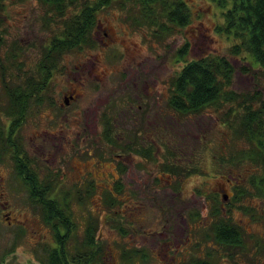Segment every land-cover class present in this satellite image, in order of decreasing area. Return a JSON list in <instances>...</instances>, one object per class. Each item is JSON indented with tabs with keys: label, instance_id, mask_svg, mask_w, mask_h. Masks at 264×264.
<instances>
[{
	"label": "rangeland",
	"instance_id": "obj_1",
	"mask_svg": "<svg viewBox=\"0 0 264 264\" xmlns=\"http://www.w3.org/2000/svg\"><path fill=\"white\" fill-rule=\"evenodd\" d=\"M181 1L189 12V21L182 27L167 21L160 3L151 5L158 25L150 24L153 15L147 18V10L137 0L125 1L124 6H121V2H116L97 13L96 26L99 27L100 36L102 37V31L106 27H110L116 33L117 41H125L134 57L123 55L120 45L113 47L118 53L114 60H107L98 49L89 51L83 48L66 53L61 66L54 71L50 84V113L34 108L33 114L30 113L26 124L20 130V134L26 137L38 126L37 129L46 131L48 138L51 135L52 144L55 142L54 137L60 139L57 131L64 132V137L60 140V152L54 161L51 158L46 164L43 163V173L48 174L49 179L54 181L60 179L55 171L65 173L60 184L59 181L55 182L58 183L56 189L58 192H68L71 197V201H68L75 220L74 225L77 224L78 240L83 238L86 222L95 221L94 237L104 248L101 260L95 264H187L195 259H207L208 254L212 264H264V200L245 195L240 198V202H232L227 207V216L240 224L244 245L236 248L217 243L206 224L208 220L205 217L211 206H206L207 210H204L206 198L203 195L213 186V181L202 183L201 176L195 174L177 184V179L166 176L163 172L161 175L158 170L157 183H145L134 178L131 179L133 182H128L125 177L121 184V193H117L115 188L118 184L108 178L110 174L115 177L117 172L112 162L115 153L113 147H108L101 139L94 141L95 132L100 134L102 113H113V117L122 125V119L117 117L116 112L120 106L116 104L123 103L126 97L132 96L134 84L141 90L142 81L149 82L156 78L157 84L151 81L149 86L153 92H158L155 95L158 96L164 114H172L176 118L175 123L171 120V123L163 125L164 128L171 126L178 129H197L194 136L199 132L204 136L202 145L195 148L197 155L202 156L203 145H210V153L214 157H219V151H222L226 160L247 149V142L243 138L234 137L233 129L226 125L224 116L230 110L240 112L243 106L241 100L231 103L221 101L220 104L206 106L196 114L186 115L173 112L166 105L168 97L172 95V83L184 64L175 63L179 60L176 59V54L186 44L187 61L206 56L225 57L236 70L230 87L232 92L249 96L258 94L264 99V73L258 72L256 78L252 74L240 73L239 69L245 65L242 58L246 54L231 55L230 48L237 41L225 35V32H217L218 27H226L224 13L228 7L221 8L212 0ZM3 4V10L0 11V21L3 23L0 26L3 39L0 60L4 64L7 60L8 65L11 62L22 63L26 70L32 68L38 60L43 43L58 34L60 26L45 23L44 17L48 8L38 0H4ZM161 25L169 27L170 32L163 33L158 38ZM96 54L99 55V61L93 67L92 57ZM12 57L15 58L14 61ZM247 62L257 68L251 56L247 57ZM102 72H106L107 77H103ZM96 77L100 80L96 81ZM69 87L76 88L78 96L69 106L62 108L60 104L63 102V93ZM238 103H241L240 106ZM76 132L83 138L82 146L76 143ZM51 150L54 152L55 148ZM89 153L93 154L94 161H99L98 167L94 166L96 163L91 160ZM204 162L201 170L214 165L213 162L208 163V160ZM160 163L159 159V169ZM77 164L94 171L96 182L93 184L92 193L87 183L77 179ZM224 164V174L228 173L243 180L258 172L254 171L250 163ZM46 166H50L48 170ZM129 170L137 175L136 168ZM153 171H156L153 167L146 168L141 174L142 178L149 175V172L154 175ZM220 183L224 184L223 178ZM223 188L230 193L227 184ZM20 191L22 192L21 189ZM79 195L82 199L80 202ZM171 196L175 198L173 201ZM109 199L113 204L106 203ZM2 200H7L8 207L11 204L10 209L30 207L27 200L25 207L20 206L24 203L23 197L20 199L6 195ZM158 204L163 207L164 212ZM214 205L217 207V202ZM190 214L197 216L191 220L188 218ZM9 216L11 219L14 217L13 214ZM166 230L169 235L174 234L179 242L190 239L187 241V248H184V244L178 249L173 244L164 248L165 240L159 233ZM11 232L9 227L0 223V247L5 244L9 247L6 242L10 239ZM175 249L178 252L174 254ZM140 253L146 254L147 258L142 259ZM172 257H175L174 263L168 261Z\"/></svg>",
	"mask_w": 264,
	"mask_h": 264
},
{
	"label": "flooded vegetation",
	"instance_id": "obj_2",
	"mask_svg": "<svg viewBox=\"0 0 264 264\" xmlns=\"http://www.w3.org/2000/svg\"><path fill=\"white\" fill-rule=\"evenodd\" d=\"M98 29L99 27L96 26L92 35L95 43L92 47L85 49L89 51L98 49L105 55L107 60H114L118 53L115 52L116 50H114L113 47L115 45H120L121 47H119V49L123 55H128V58L134 57L133 54H130L132 50L127 47L125 41H117L116 33L110 27H106L105 30L102 31V37ZM50 41L51 40H48L47 43H43L36 64L33 65L32 68H27V70L22 63L13 64L11 62L8 65L7 60H5L6 64L0 60V223L7 228L9 227L12 231L9 234L10 239L6 242L9 247L6 246V244L0 247V264H42L43 261H48V257L53 251L57 250L56 256L58 258H61L62 255L60 247L66 235V230L61 227V225H53L51 222H46L43 219V209L35 202V199L32 198V196H38V198H36V200H38L41 194L39 192L38 194L32 192L31 185L34 187L37 183L44 185L45 183L51 182L54 184V191L52 193H43V198L47 199L48 202L54 198L62 200L70 199L71 201L68 192H58L56 189V185L58 186V183L60 184L65 173L63 174L61 171V173L55 171L60 178L57 181L49 179L48 174L43 173L45 168L44 164H46L48 160H51V158L52 161H54L57 154L60 152L59 150L62 142L60 140L62 136L64 137V132L57 131L59 132L60 139L54 137L55 142H53V144L51 143V135H49L50 138H48L46 131L44 132L42 129H37L38 126H36L35 131L33 129L30 131L31 133L29 136L27 135L25 137L23 135V137L20 134V130L26 124V120L34 108L43 109V111L45 110L48 114L50 113V110H48L51 106L50 84L52 82V78L49 75L51 67L50 59L48 58ZM65 54L66 53L63 55ZM63 55L57 62L58 67L61 66ZM98 57V54L92 57L93 67L94 64L99 61ZM14 59L15 58H12V61H14ZM117 69L118 68H116V70ZM20 71H22V74H19ZM106 75V72H102L103 77ZM116 75L118 76V73ZM99 80L100 78L96 77V81ZM151 81H153V84H157L156 78L149 80V82L144 80L141 84V90H138L139 86L134 84L132 96L126 97L123 103L116 104L121 107H119L116 112L117 117L120 118V120L122 119L123 126L113 117V113L109 112L112 114L110 118L109 113L103 112L100 117L101 123L103 120L102 117L107 115L112 126L104 128L102 123L100 134L97 135V131L95 132L96 138L94 141L98 142L100 139L103 140L108 147H113L112 150L115 152L112 162L117 171L115 172L116 176L114 177V174L108 175L110 180L118 184L116 185L115 191L121 193V184L124 183L123 180L125 177L128 182H133L131 179L134 178V180L140 179L145 183H157L159 181L158 170L161 175L163 172V174L166 173V176L168 175L169 177L177 179V184H180L181 181L183 182L190 175L194 176L197 174V176H201L202 183L213 181V186L203 193L206 200L209 202H206V200L204 201V210H207L206 206H211L209 210H207L205 217L208 220L206 223L207 227L209 226V229L214 232V225L217 227V225L220 224L219 222L223 221L224 223L229 222L234 225L235 228L237 227L241 232L240 224H237V222L231 220V218L227 216V207L234 202L236 192L240 190L243 185V179H239L228 173L224 174L223 166L226 165L224 163H226L227 160L223 156L222 151L215 150L219 151L220 154L219 157H214V154L212 153L213 155H211L210 153V145H203L202 156L194 152L196 151V146L202 145L201 140L204 137L200 132L196 134L197 136H194V132H196L197 129H178L171 126L170 128L168 127V129L166 128L167 130L164 128L163 125L167 122L171 123V120H173L172 123H175L176 118L172 114L169 116L164 114L158 96L155 95L158 92H153V89L149 86V84H152ZM77 96L76 88H65L63 102L60 106L62 108L69 106V104H71L70 102L75 101V97ZM171 98L172 95L168 97L166 105L173 112H177L169 104ZM105 135L108 137H105ZM75 136L77 145L79 144L78 146H82L83 138L81 134L76 132ZM51 147L55 148L54 152H52ZM88 155L92 157L91 160L94 159L92 156L93 154L89 153ZM159 159L161 162L159 165L160 169L158 168ZM206 160H208V163L213 162L214 165H211V167L207 166V169L203 168V170H201ZM94 162L96 163L94 166L98 167L99 161L96 159ZM19 167L23 169L24 174H18ZM46 167L48 170L50 166ZM91 167H93V165H91ZM132 167L136 168L137 175L132 174L129 170ZM151 167L156 170L153 171L154 175H151L152 172H149V175L142 178V172L146 168ZM75 169L77 171V179L87 183L92 193L94 191L93 184L96 182L94 171L89 167L88 170H86V168L80 164H77ZM221 178L224 179V184L228 185L230 193L223 188L224 184L220 183ZM55 182L58 183L56 184ZM6 195L17 196V198L19 197L20 199L23 197L22 202L24 203L20 204V206L25 207L27 200L30 207L26 206V209H22V207L13 209L11 207L12 209H10L9 207L11 204L8 207L7 200H2L3 198L5 199ZM79 196L78 201L80 202L82 199L81 195ZM171 198L172 201L175 199L173 196H171ZM215 202H217V207H214ZM68 206L70 209V203ZM158 206L161 207L160 209H162L163 212L165 211L161 205L158 204ZM7 208L9 209L7 210ZM70 213H72L71 209ZM10 214L14 215L12 219L11 216H9ZM192 215L193 214H190L188 218L194 220L195 218H193ZM73 221L75 222V220ZM74 227L75 231L73 234L76 236L77 244H80L82 240H78L76 223ZM168 232L169 231L166 230L164 233H159L163 237V240H165L163 242L164 248L171 244H173L176 249L183 244L184 248H187V241L190 239L179 242L177 238H174V234L169 235ZM76 248H80V245L76 246ZM176 252L178 251H174V254ZM174 259L175 257H172L168 261L174 263ZM69 261L72 262V260ZM64 262L65 261H62V264H64Z\"/></svg>",
	"mask_w": 264,
	"mask_h": 264
},
{
	"label": "trees",
	"instance_id": "obj_3",
	"mask_svg": "<svg viewBox=\"0 0 264 264\" xmlns=\"http://www.w3.org/2000/svg\"><path fill=\"white\" fill-rule=\"evenodd\" d=\"M4 0H0V11L3 10ZM48 9L44 17L45 23L57 24L60 26L58 34L52 36L49 47L50 72L53 77L54 71L58 68L59 58L67 52L81 50L92 47L94 42L93 31L96 26L97 13L107 7H111L116 2H121L124 6L125 1L133 0H38ZM140 5L147 10L145 15L150 24L158 25V19L155 12L151 11V5L160 3L163 7L164 15L167 21L172 25L182 27L189 21V12L183 1L177 0L169 2L167 0H137ZM221 8L228 7L226 13V27H218L217 32H225L237 41L230 48V54L243 56L245 65L239 69L240 73L245 75L252 74L256 78L258 72L264 73V0H212ZM1 18V15H0ZM0 21V26L2 25ZM159 35L170 32V28L161 25ZM0 32V47L3 44ZM230 38V39H231ZM187 44L177 51L175 63H184L178 71L177 77L172 83V98L170 106L180 114H196L209 105L220 104V102H238L241 100L243 106L240 112L230 110L225 116V123L233 129L234 137L243 138L248 147L244 151L237 152L234 157L226 163H250L254 171L258 172L243 180V185L235 194L234 201L240 202V198L245 195L254 196L264 200V99L260 95L249 96L245 94H236L232 92V79L236 73L233 65L225 57L209 56L186 60ZM251 56L257 64L253 68L252 64L247 62V57ZM14 58V57H12ZM21 87V86H20ZM241 103H238L240 106ZM232 111V112H231ZM104 128L111 127L110 119L107 115L102 117ZM105 137H108L105 135ZM231 160V161H230ZM253 171V172H254ZM18 174L22 175L23 169L18 168ZM54 184L51 182L44 185H31L32 192L41 194V197L32 196L43 209V219L51 224L63 227L66 235L61 243V258H58L57 250L50 253L48 261L42 264H95L101 260L104 248L94 237L96 229L95 221L88 220L84 235L80 244H77L74 233V221L72 213L68 206V200L54 198L48 200L43 198V193H52ZM36 187V188H35ZM106 203L113 204L109 199ZM197 214L192 217L196 218ZM217 227L214 225V239L217 243L231 247H240L244 245L242 232L229 222H219ZM80 245V248L76 246ZM78 256H76V255ZM142 259L147 255L140 253ZM207 259H195L187 264H212L211 256ZM72 260L70 262L69 260Z\"/></svg>",
	"mask_w": 264,
	"mask_h": 264
}]
</instances>
